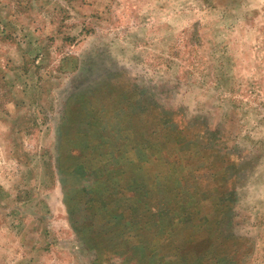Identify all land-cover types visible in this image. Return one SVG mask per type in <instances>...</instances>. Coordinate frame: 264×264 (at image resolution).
<instances>
[{"label": "rangeland", "instance_id": "1", "mask_svg": "<svg viewBox=\"0 0 264 264\" xmlns=\"http://www.w3.org/2000/svg\"><path fill=\"white\" fill-rule=\"evenodd\" d=\"M136 155L165 173L141 202ZM169 199L220 214L192 254L264 264V0H0V264H138L103 222L125 203L184 264Z\"/></svg>", "mask_w": 264, "mask_h": 264}, {"label": "trees", "instance_id": "2", "mask_svg": "<svg viewBox=\"0 0 264 264\" xmlns=\"http://www.w3.org/2000/svg\"><path fill=\"white\" fill-rule=\"evenodd\" d=\"M153 143V142H152ZM137 145H139V142L136 143ZM143 156V154H142ZM141 158L137 157L135 158V163L137 164L135 166V172L133 175L129 174L126 169V165L124 167L119 166L118 170L120 173H125L127 178L130 180V185H133L135 187V189H129L130 191L138 194L136 195V197H138L139 202H141V196H146V194H149V192H152V189L149 190L148 186L142 182V181H138L136 180V174L138 172H142L143 174H145L146 176V180L148 182V184L150 183L149 179L153 182L152 185H154L153 187V192L152 193H157V189H156V185H159V182L163 180V177L165 175V173L161 172V170H159L158 168H156L154 166V158L153 156H145ZM134 160V159H133ZM155 160H158V158H155ZM184 163H181L177 166H183ZM167 166L168 168H173L174 164H172L170 161L167 162ZM115 170V167H112V171ZM174 174H171V180L175 179ZM181 178V177H180ZM230 179L229 178H224V182H229ZM150 186V185H149ZM167 187V186H166ZM176 190H179V188H176ZM148 191V192H146ZM218 196H220V194L216 193ZM228 194H231V192H229ZM227 194V195H228ZM180 195L181 196H186V192L183 191V188H180ZM207 196V194H206ZM223 196V195H221ZM168 197H175L173 193H171ZM224 198V196H223ZM114 202V201H112ZM111 202V203H112ZM117 202V201H116ZM120 201H118L117 203H119ZM169 206L163 204V207H161V209L158 211L157 213H160V218L164 219L166 217L165 213L168 212V210L170 212H173L175 215L172 216L171 218H167L165 219L164 222L159 223V225H162L163 228L161 229V232H163L161 235H158V237H160L163 240H160L159 244V248L157 250V252L162 253L163 255L159 254L161 256V258H166V254L164 255V250L163 247H167L169 245V243H171V241L174 242H179L178 245H175L172 247L173 251H176V253L174 254L175 257L180 256L182 261L184 262V264H221V262H224L223 260H221L220 258H215L214 256H210L208 254H211L213 252V249H211L210 244H209V236L206 235L205 238L200 242V246H202L201 251L199 250V254H192L191 252V247L195 246L197 244V239H196V233L198 232H202L200 230H204L206 232H210V228H212L211 224L212 221L217 220L220 221L221 217L220 214L216 217H213L212 219L203 222L202 220V216L197 219V221L195 220V215H199L198 211L196 210L195 206H192L190 209H186L184 204H179L178 202L174 201L173 199H169ZM186 202V201H185ZM217 201H213V200H209L207 201L204 205H209V209L218 205ZM142 210H148L147 208H145L144 205H138ZM104 208V207H103ZM108 208V207H105ZM182 208V209H181ZM102 209V208H101ZM133 209H136V206H134ZM219 209V206H215L213 208L214 212ZM123 210H128V208L126 207V203L125 204H119L118 207H111L108 210L107 215H105V217L103 218V222L106 221L105 223V227H119L122 230H119V232L123 231V234L126 235V228H136V233L134 235H129L126 238L128 239H123V240H119L122 241L121 244L123 246V249L126 251L128 248V251L132 253V255L137 259L138 264H152L151 261H149L150 258V254L146 253L143 254L140 251V249L144 250V245H149L147 243V241H145L142 237L141 234L143 233V231L139 228L140 226L143 227V230L145 232V234H148L149 236H151L152 234V230H148L149 229V225L148 223H151V221L149 220V218L147 217H141L139 214H136L135 217L133 218H125V216L123 215ZM182 212V213H181ZM185 213L186 217L183 218V216L181 214ZM114 214L117 215V219L114 216ZM117 220L119 222H117ZM141 220H144L146 222H140ZM140 223V224H139ZM220 225V224H219ZM199 242V241H198ZM156 246V245H155ZM155 246H151L152 248H155ZM153 253H156V251L153 250ZM168 255H170L168 253ZM220 262V263H219ZM225 263V262H224ZM226 264V263H225Z\"/></svg>", "mask_w": 264, "mask_h": 264}]
</instances>
